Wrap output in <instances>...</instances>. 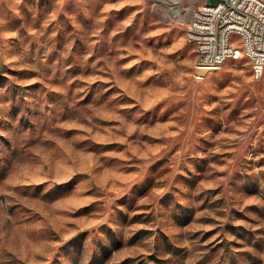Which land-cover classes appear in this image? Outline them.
<instances>
[{
  "label": "rangeland",
  "instance_id": "374dc122",
  "mask_svg": "<svg viewBox=\"0 0 264 264\" xmlns=\"http://www.w3.org/2000/svg\"><path fill=\"white\" fill-rule=\"evenodd\" d=\"M171 1L0 0V264H264V72Z\"/></svg>",
  "mask_w": 264,
  "mask_h": 264
},
{
  "label": "built area",
  "instance_id": "2783aa9c",
  "mask_svg": "<svg viewBox=\"0 0 264 264\" xmlns=\"http://www.w3.org/2000/svg\"><path fill=\"white\" fill-rule=\"evenodd\" d=\"M196 3L185 31L186 40L196 48L193 77L202 80L219 69L218 57H246L253 75L264 72V0H194ZM248 22L247 30L240 23ZM236 35L239 45L230 40Z\"/></svg>",
  "mask_w": 264,
  "mask_h": 264
},
{
  "label": "bare ground",
  "instance_id": "6f19581e",
  "mask_svg": "<svg viewBox=\"0 0 264 264\" xmlns=\"http://www.w3.org/2000/svg\"><path fill=\"white\" fill-rule=\"evenodd\" d=\"M179 2H181V0H172L171 3H167L166 7H167V10L174 17H176L178 19H183L185 17V13H182V10L185 8H182L179 5ZM247 29H248V22H241L240 23V30H247ZM186 31H187V29H186ZM195 50H196V48H195ZM228 60H237V58L234 55H227L224 57H218L217 67H221Z\"/></svg>",
  "mask_w": 264,
  "mask_h": 264
}]
</instances>
